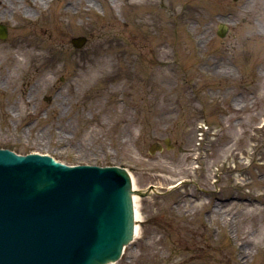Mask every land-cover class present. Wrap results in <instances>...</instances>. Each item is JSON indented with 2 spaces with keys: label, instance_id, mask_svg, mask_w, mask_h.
<instances>
[{
  "label": "rangeland",
  "instance_id": "1",
  "mask_svg": "<svg viewBox=\"0 0 264 264\" xmlns=\"http://www.w3.org/2000/svg\"><path fill=\"white\" fill-rule=\"evenodd\" d=\"M4 1L0 148L155 186L113 264H264V0Z\"/></svg>",
  "mask_w": 264,
  "mask_h": 264
},
{
  "label": "water",
  "instance_id": "2",
  "mask_svg": "<svg viewBox=\"0 0 264 264\" xmlns=\"http://www.w3.org/2000/svg\"><path fill=\"white\" fill-rule=\"evenodd\" d=\"M85 41L71 40L76 48ZM156 151L159 143L149 148ZM151 189L133 191L127 171L116 166H68L0 149V264L114 263L133 239L132 194Z\"/></svg>",
  "mask_w": 264,
  "mask_h": 264
},
{
  "label": "bare ground",
  "instance_id": "3",
  "mask_svg": "<svg viewBox=\"0 0 264 264\" xmlns=\"http://www.w3.org/2000/svg\"><path fill=\"white\" fill-rule=\"evenodd\" d=\"M3 0L0 1V8L2 6V12H5V7H9V5H6L5 3L3 4ZM5 6V7H3ZM5 14V13H4ZM4 14L2 13L1 14V17L3 18ZM11 60H13V58L11 57ZM132 180V179H131ZM263 180V179H262ZM132 189L133 191L137 190V188L135 187V185L133 184V180H132ZM132 198H133V204H134V208H135V222H137V213H136V202H137V195H135L134 193L132 194ZM260 198V195H257V194H253L251 195V199L247 201V206L249 208L248 210V213L252 215V213L256 216L258 214H260L261 212L264 214V206H263V203L260 202L259 200ZM263 206V207H262ZM264 218V217H262ZM258 219V218H257ZM260 219V218H259ZM263 224H264V221H263ZM262 228V227H261ZM136 229H137V225H135V233H136ZM237 248V247H236ZM243 254V253H242Z\"/></svg>",
  "mask_w": 264,
  "mask_h": 264
},
{
  "label": "flooded vegetation",
  "instance_id": "4",
  "mask_svg": "<svg viewBox=\"0 0 264 264\" xmlns=\"http://www.w3.org/2000/svg\"><path fill=\"white\" fill-rule=\"evenodd\" d=\"M0 1H2V0H0ZM3 2L4 3H6L4 0H3ZM3 7H5V6H3ZM11 9V7H10V5H9V7H5V12H2V6H1V8H0V19H4V16H5V14H8V15H10L13 11L12 10H10ZM4 14V16H3V18L1 17V14ZM25 15H27V21H29V22H31L29 19V17H31L30 16V13H28L27 11L24 13ZM4 21V20H3ZM0 24H2V26L4 27V29H5V31L7 32V36L5 37V39H3V40H1L0 39V42H8L9 41V34H8V27L5 25V24H3V23H1L0 22Z\"/></svg>",
  "mask_w": 264,
  "mask_h": 264
}]
</instances>
